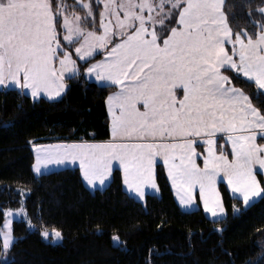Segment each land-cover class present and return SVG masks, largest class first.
<instances>
[{
	"label": "snow or ice",
	"instance_id": "1",
	"mask_svg": "<svg viewBox=\"0 0 264 264\" xmlns=\"http://www.w3.org/2000/svg\"><path fill=\"white\" fill-rule=\"evenodd\" d=\"M100 3L96 0L97 7ZM102 3L97 24L88 0H79L83 16L69 13L63 0H0V87L30 91L34 99L42 92L57 98L67 80L86 76L116 89L107 97L112 139L33 144L35 171L79 161L87 183L103 185L118 161L123 184L143 199L146 186L156 187L154 165L162 157L180 203L191 207L199 185L213 218H226L218 177L245 208L264 198V178L257 176L264 171V142H258L264 141V113L226 75L246 78L264 95V22H256L252 34L242 29L233 35L221 0ZM259 11L264 16V7ZM101 51L102 58L95 59ZM21 213L33 227L23 206L4 210L5 264L19 239L12 219ZM42 235L62 236L55 228H43ZM113 240L120 242L118 235Z\"/></svg>",
	"mask_w": 264,
	"mask_h": 264
},
{
	"label": "trees",
	"instance_id": "2",
	"mask_svg": "<svg viewBox=\"0 0 264 264\" xmlns=\"http://www.w3.org/2000/svg\"><path fill=\"white\" fill-rule=\"evenodd\" d=\"M63 2L69 13L83 10L74 0ZM262 7L264 0H225L233 34L242 29L254 33L256 22H264ZM226 75L264 113V95L256 94L255 84L233 72ZM67 85L56 100L0 89V228L5 208L18 207L23 198L34 226L30 229L24 219L14 222L19 239L9 251L8 264H264V198L245 208L221 183L227 215L212 220L201 206L182 209L161 163L156 166L160 194H148L145 202L124 189L120 169L107 187L94 191L78 167L36 175L33 144L111 137L106 100L116 89L86 76L69 79ZM235 203L241 207L234 213ZM43 228L60 230L63 241H46ZM0 264H5L3 253Z\"/></svg>",
	"mask_w": 264,
	"mask_h": 264
},
{
	"label": "crops",
	"instance_id": "3",
	"mask_svg": "<svg viewBox=\"0 0 264 264\" xmlns=\"http://www.w3.org/2000/svg\"><path fill=\"white\" fill-rule=\"evenodd\" d=\"M74 58H75V57H74ZM101 58H102V57H101ZM101 58H100V59H101ZM88 79H89V78H88ZM90 80L95 81V78L92 77ZM95 82H96V81H95ZM97 83H98V82H97ZM98 84H99V83H98ZM2 88H6V86H5V87H0V89H2ZM66 88H67V87H66ZM115 91H116V90H115ZM115 91H113V92H115ZM65 92H66V89H65V91L61 94V96H60V97H57V98H48L47 95L44 94V93L42 92V93H41V96H40V97H37V98H35V99L46 98V99H49V100H56V99L61 98V97L65 94ZM26 94L31 96L30 91L26 92ZM31 97H32V96H31ZM32 98H33V97H32ZM106 105H107L108 113H109V116H110V135H111V115H110V112H109V106H108L107 100H106ZM217 135H218V136H221V139H225V140H226V136H223V135H221V134H217ZM111 139H112V136L110 137L109 140H106V141H92V142H108V141H110ZM258 142H260L259 138H258ZM261 142H264V141H261ZM52 143H55V142H52ZM36 144H49V143H36ZM227 147H228V149H230V144H229ZM33 151H34V156H35V149H34V148H33ZM197 151H198V152H203V151H204L203 146L200 145V144H198V145H197ZM34 163H35V161H34ZM158 163H161V164L164 165V167H165V169H166V173H167L168 179H169V181H170V184H171V187H172V190H173V193H174V196H175V198H176V201H177L178 204L182 207V209H184V210H186V211H192V210H196L197 208H199V207L201 206L202 209L204 210V212L206 213V215H207L210 219H212V220H218V219H220V218H213L212 215H211L210 213H208V212L204 209V207H203V202H202V200L200 199L199 185H196V186L194 187V189H193V195L195 196V200L193 201V205H192L191 207H186V206H184V205H182V204L180 203V198H179V196L177 195V191H176V189L173 187L171 177L168 175V169H167V166L164 164V162H163V158H162V157H157V159H156V163H155V165H154V179H155V185H156V187H155V188H152L151 186H146V195L144 196L143 199H139V198H137V196H136L133 192H131L130 190H128V189H127V186L123 184L124 189H125V190H126L131 196L135 197L136 199H138L139 201H142V202H145L146 196H147L148 194L159 195V194H160V189H159V185H158L157 178H156V166H157ZM197 163H199V164L201 165V167L203 166V157H202V156L199 157V158L197 159ZM65 167H78V168L80 169V167H79V161H68V162H66L65 164H61V165H49L48 168H47L46 170L42 171V172H39V173H38V172L35 171V169H34V172H35L36 175H41V174H43V173H47V172H50V171H53V170L62 169V168H65ZM33 168H34V167H33ZM116 169H120V170H121V172H122V179H123V171H122V169H121L120 166H119V162H118V161H113V170H112L111 176H110L109 178L106 179V182H105L103 185H101L99 182H96L95 185H89V184L87 183V181L83 178L82 173H81V175H82V179H83L85 185H86L90 190H93V191H94V190H96V189H104L105 187H107V186L110 184V182L112 181L113 173H114V171H115ZM259 175H261V176L264 178V171H261V172H258V173H257L258 179H260V176H259ZM221 176H222V174H221ZM263 181H264V179H263ZM221 183H224V184L226 185V187L228 188V190H229L231 196L233 197L232 190L227 186V181L221 179L220 177L217 178V185H216L217 188H218V190H219V192L221 193V190H220V184H221ZM221 197H222V200H223L222 193H221ZM259 199H260V198H257V200H259ZM239 200H241L242 205H243V200H242V199H239ZM223 204H224V200H223ZM233 206H235L238 210H240V207H241V206H240L238 203H235ZM243 206H244V205H243ZM224 207H225L226 215H227V209H226L225 204H224ZM233 211H234V210H233Z\"/></svg>",
	"mask_w": 264,
	"mask_h": 264
},
{
	"label": "rangeland",
	"instance_id": "4",
	"mask_svg": "<svg viewBox=\"0 0 264 264\" xmlns=\"http://www.w3.org/2000/svg\"><path fill=\"white\" fill-rule=\"evenodd\" d=\"M88 2H90V3H92V5H93V10H94V15H95V18H96V22H97V24L99 23V10H100V8H102L103 7V3H102V0H101V3H100V5H99V7H97L96 6V0H88ZM117 2H118V0H117ZM224 3H225V0H221V10L224 12V14H225V17H226V13H225V10H224ZM73 4L75 5H79V0H74V2H73ZM81 8V7H80ZM85 9H83L82 11L81 10H78V11H76V12H79L82 16L84 15V13H85ZM121 15H123V13H122V11H121ZM89 19H91V18H89ZM226 19H227V17H226ZM227 22H228V20H227ZM229 24V23H228ZM82 26H89V25H82ZM230 26V25H229ZM234 35V34H233ZM226 48H228L229 50H231V45L230 44H226ZM73 50H74V46H73ZM102 52V51H101ZM24 203H25V199L23 198L22 199V203L18 206V207H16V208H19V207H21V206H23L24 208H25V212H26V214H27V218H28V212H27V209H26V207H25V205H24ZM8 208H12V207H7V208H5V210L6 209H8ZM16 208H12V209H16ZM21 219H24V220H27V219H25V214L24 213H21V214H19L18 216H14V218L12 219V229H13V226H14V222L16 221V220H21ZM4 222H5V220H4ZM4 224V223H3ZM3 226V225H2ZM29 227V226H28ZM30 229H34V226L33 227H29ZM49 230V232H51V230L52 229H48ZM60 231V230H59ZM61 232V231H60ZM13 234H14V230H13ZM62 234V233H61ZM43 236V235H42ZM43 238L46 240V241H49V242H52V243H60V242H62L63 241V235L61 236V238H58V239H54V238H52L51 237V235L49 236V237H44L43 236ZM7 260H9V252L7 253Z\"/></svg>",
	"mask_w": 264,
	"mask_h": 264
}]
</instances>
